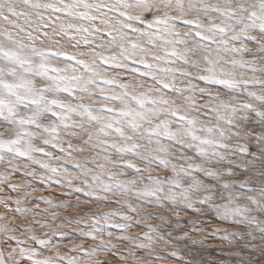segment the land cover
Returning <instances> with one entry per match:
<instances>
[{"label":"snow or ice","instance_id":"6c2138e0","mask_svg":"<svg viewBox=\"0 0 264 264\" xmlns=\"http://www.w3.org/2000/svg\"><path fill=\"white\" fill-rule=\"evenodd\" d=\"M0 208V264H264V0H0Z\"/></svg>","mask_w":264,"mask_h":264},{"label":"rangeland","instance_id":"374dc122","mask_svg":"<svg viewBox=\"0 0 264 264\" xmlns=\"http://www.w3.org/2000/svg\"><path fill=\"white\" fill-rule=\"evenodd\" d=\"M37 171H39V169H37ZM31 179L30 177H23L21 174H17L14 179L11 181L12 183H20L23 182L25 180ZM33 184L36 187H40L42 189L41 192H36V193H32V195L34 197L36 196H40V195H49V190L45 189L44 186L39 182V181H33ZM51 191V196L50 198L52 199H57L58 198V193L55 190V186L52 187ZM23 194V193H21ZM13 198H14V194H13ZM65 200H67V197H64ZM10 208H15L16 205L14 204H10L9 205ZM39 207L40 209H44L47 207V205H45L43 202H39ZM7 210H5L4 208H0V214H4L6 213ZM49 211H52L51 209H49ZM73 215L75 213H72ZM32 215V214H30ZM192 215L191 212L189 211L188 214H184L183 212L181 213V225L182 227H187L186 225H184V221H187L188 219H191ZM8 219L11 220V215H8ZM22 221V217H18L13 223L15 224H21ZM4 221H0V223H3ZM153 223L158 222L157 218H154ZM170 223H174V221H170ZM209 223V227L214 226L211 224V222ZM139 229H137L136 227H133V229L131 231L135 232ZM144 231H147L146 228L143 229ZM233 229L229 228V231H232ZM33 231L36 232H41L43 231V229H39V228H34ZM111 231L115 232V229H111ZM159 231L161 233H168L169 231L172 232V236L171 238L168 236H165V240H169L171 239V243L169 244H163L159 241H157V243L154 245V248L156 249V254H158L159 256L162 257V259L158 262V264H180V261L173 258L170 253L172 252L174 247H178L181 251V255H183L185 252L189 251V250H197L199 252V255L197 256V260H198V264H207V262L209 261H227L228 264H236L237 261V257L235 256H226V255H221L220 252H233V251H237L238 249H234V248H229L225 245L224 241H222L220 239V236L222 235V233L216 234L215 236H213L210 232L205 233V235L208 236L207 241L205 242V244L202 245H191L189 242L191 240H194L197 238V234L195 233H190L188 237H183L182 233L180 232L179 229L176 230H171L167 227H163L161 229H159ZM17 236H20V232L16 233ZM3 240V236L0 235V241ZM64 243H67V241H65ZM243 243V242H241ZM247 243H258V241H247ZM249 254L250 255H256L258 256L259 253L258 252H253L252 250H249ZM102 258V257H101ZM190 258V257H189Z\"/></svg>","mask_w":264,"mask_h":264}]
</instances>
